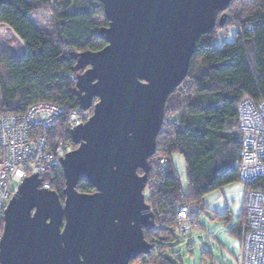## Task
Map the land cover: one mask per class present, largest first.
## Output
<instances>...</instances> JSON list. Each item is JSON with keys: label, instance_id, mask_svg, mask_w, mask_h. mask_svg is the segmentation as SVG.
I'll return each instance as SVG.
<instances>
[{"label": "water", "instance_id": "1", "mask_svg": "<svg viewBox=\"0 0 264 264\" xmlns=\"http://www.w3.org/2000/svg\"><path fill=\"white\" fill-rule=\"evenodd\" d=\"M95 1L106 46L76 56L78 108L93 114L70 132L64 200L26 178L4 212L0 264H130L151 253L144 231L156 223L144 192L165 107L233 0ZM81 181L94 192L79 193Z\"/></svg>", "mask_w": 264, "mask_h": 264}, {"label": "trees", "instance_id": "2", "mask_svg": "<svg viewBox=\"0 0 264 264\" xmlns=\"http://www.w3.org/2000/svg\"><path fill=\"white\" fill-rule=\"evenodd\" d=\"M48 4L49 0H0V27H6L26 50L17 59L0 45V116L24 114L38 102L67 111L79 109L72 79L78 74L76 56L106 46L99 33L108 22L102 4L95 0H53V8ZM233 4L237 12L228 25L223 27L225 12L219 13V29L198 40L187 77L165 107L155 157L167 159L168 168L158 177V184L147 188V204L158 214L156 227L144 234L151 238L156 232L168 235L150 244L152 250L146 259L153 257L152 264H169L159 255L176 239L175 217L180 207L200 206L209 194L240 181L234 168L242 145L239 106L244 99L264 102V0H233L229 8ZM36 13L54 24L52 32L33 24L31 16ZM99 17L102 24L96 21ZM228 28L235 33L226 43ZM220 30L226 31L222 39L218 37ZM63 125L54 130L59 134L56 138L72 143L70 131ZM174 155L184 160V187L172 163ZM64 188L63 175L56 173L51 190L62 199ZM77 191L91 194L93 188L81 181ZM245 216L244 209L241 224L234 231L239 240ZM145 239L148 241L147 236Z\"/></svg>", "mask_w": 264, "mask_h": 264}, {"label": "built area", "instance_id": "3", "mask_svg": "<svg viewBox=\"0 0 264 264\" xmlns=\"http://www.w3.org/2000/svg\"><path fill=\"white\" fill-rule=\"evenodd\" d=\"M0 45L4 47L1 41ZM72 79L76 82V77ZM92 114L93 109L67 111L38 102L24 114L0 116V242L4 212L23 181L36 175L42 181L41 188L51 190V180L56 173L63 175L61 161L73 151V143L57 139L59 134L54 130L63 122L65 129L71 132L88 122ZM238 130L242 145L234 168L248 191L245 223L235 261L236 264H264V102L254 103L250 99L241 102ZM149 164L152 178L148 180L147 188L158 184V177H163L168 168L165 158L153 157ZM150 208L155 219L158 210ZM203 213L204 210L195 203L180 207L175 217L178 235L187 240L201 231L199 218Z\"/></svg>", "mask_w": 264, "mask_h": 264}, {"label": "rangeland", "instance_id": "4", "mask_svg": "<svg viewBox=\"0 0 264 264\" xmlns=\"http://www.w3.org/2000/svg\"><path fill=\"white\" fill-rule=\"evenodd\" d=\"M53 5V0H49L47 7L53 8ZM236 12L237 7L233 4L225 12L226 23L223 27L228 25L230 17ZM221 17H217L216 26ZM31 21L38 29L47 32L54 30V24L38 13L31 16ZM96 21L100 24L104 22L102 17L96 18ZM215 29L219 28L216 27ZM227 31L229 35L224 38V42L229 43L235 32L232 28H228ZM218 33L219 39H222L221 37L225 35L226 31L220 30ZM0 40L11 56L17 59L24 56L26 50L23 44L13 37L4 26L0 27ZM66 143L68 142L66 141ZM72 146L75 150L76 146L73 144ZM172 163L184 187L186 183L184 160L181 156L174 155L172 156ZM245 192V185L238 181L206 196L200 205L201 208L205 209L199 218L203 229L196 233L193 238L187 240L176 234L175 241L168 245L163 254L159 255L160 258L169 264H236L235 256L239 254L240 241L234 235V231L241 224L244 214ZM145 197L147 198V193ZM159 234L158 236V232L154 233V238H151V235H146L148 239L146 241L149 244H156L155 240L163 241L168 235L167 232ZM160 244L162 242L158 243V248L161 247ZM163 249L162 247L161 250L163 251ZM152 258H145L144 261L140 259L139 263L152 264Z\"/></svg>", "mask_w": 264, "mask_h": 264}, {"label": "flooded vegetation", "instance_id": "5", "mask_svg": "<svg viewBox=\"0 0 264 264\" xmlns=\"http://www.w3.org/2000/svg\"><path fill=\"white\" fill-rule=\"evenodd\" d=\"M140 173H141V172H140ZM93 192H94V191H93ZM93 192H92V193H93ZM63 200H64V197H62L61 201L63 202ZM154 221H155V219H154ZM144 233H145V231H144ZM144 237H145V234H144ZM145 240H146V239H145ZM145 258H146V256H139L136 260L131 261L130 264H140V263H139V260H140V259L143 260V259H145ZM145 260H146V259H145ZM143 261H144V260H143ZM146 262H147V261H146Z\"/></svg>", "mask_w": 264, "mask_h": 264}, {"label": "clouds", "instance_id": "6", "mask_svg": "<svg viewBox=\"0 0 264 264\" xmlns=\"http://www.w3.org/2000/svg\"><path fill=\"white\" fill-rule=\"evenodd\" d=\"M146 200V199H145Z\"/></svg>", "mask_w": 264, "mask_h": 264}]
</instances>
